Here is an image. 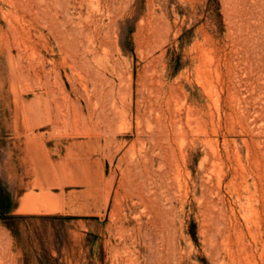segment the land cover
Returning a JSON list of instances; mask_svg holds the SVG:
<instances>
[{
    "label": "rangeland",
    "instance_id": "obj_1",
    "mask_svg": "<svg viewBox=\"0 0 264 264\" xmlns=\"http://www.w3.org/2000/svg\"><path fill=\"white\" fill-rule=\"evenodd\" d=\"M0 264H264V0H0Z\"/></svg>",
    "mask_w": 264,
    "mask_h": 264
},
{
    "label": "bare ground",
    "instance_id": "obj_2",
    "mask_svg": "<svg viewBox=\"0 0 264 264\" xmlns=\"http://www.w3.org/2000/svg\"><path fill=\"white\" fill-rule=\"evenodd\" d=\"M154 176H155V174H153V172L150 171V168L147 167L146 165L145 166L142 165L141 171L135 173L134 175H132L131 185H132L134 191L136 192L137 197L139 199H141L143 202H150V203L153 202V199H152V196H151L153 193H152V191L151 192L149 191V188H150L149 186L151 185V184H149L150 183L149 180L151 181ZM41 182L42 181H38V186L43 187L42 184H41ZM34 195H29L27 198H25L24 204H23L24 211H26V212L27 211L35 212V211H40L41 209L54 210L51 202H49L50 200L49 201L47 200L49 198H46V197L43 196L45 194H43L41 197L40 196L39 197L38 196H34ZM139 205H141V204H139ZM162 213H163V211H162ZM166 220H168V219H166ZM152 242H153V240H152ZM154 243H155V240H154ZM116 256H117V254H116Z\"/></svg>",
    "mask_w": 264,
    "mask_h": 264
},
{
    "label": "trees",
    "instance_id": "obj_3",
    "mask_svg": "<svg viewBox=\"0 0 264 264\" xmlns=\"http://www.w3.org/2000/svg\"><path fill=\"white\" fill-rule=\"evenodd\" d=\"M6 208H8V206H6Z\"/></svg>",
    "mask_w": 264,
    "mask_h": 264
}]
</instances>
